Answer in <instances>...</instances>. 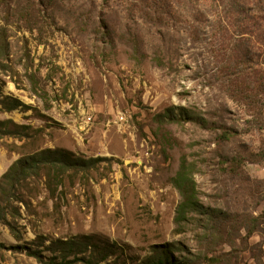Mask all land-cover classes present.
Segmentation results:
<instances>
[{"label":"rangeland","instance_id":"obj_1","mask_svg":"<svg viewBox=\"0 0 264 264\" xmlns=\"http://www.w3.org/2000/svg\"><path fill=\"white\" fill-rule=\"evenodd\" d=\"M169 109L202 124L169 123ZM6 120L28 128L0 137V181L48 149L107 160L43 170L14 211L1 195L22 238L0 223V264L61 263L51 243L88 236L101 264L168 244L194 264H264V0H0ZM184 163L204 212L180 224Z\"/></svg>","mask_w":264,"mask_h":264},{"label":"trees","instance_id":"obj_2","mask_svg":"<svg viewBox=\"0 0 264 264\" xmlns=\"http://www.w3.org/2000/svg\"><path fill=\"white\" fill-rule=\"evenodd\" d=\"M109 2V0H105ZM21 103L15 100V104L12 105V109L19 108ZM177 109H169L168 112V122L169 123H180L182 119H186L192 123L202 124L198 117H194L189 113H184V110L180 109V113L176 115ZM158 118L162 119L163 115H159ZM204 122V121H203ZM207 126L208 121H205ZM202 128H206L199 125ZM28 127L19 126L12 120L0 121V137L3 136H18L21 130L27 129ZM220 139L224 141L231 140L236 132L230 130H223ZM104 158L90 159V160H76L70 159L69 156L62 151H52L44 150L26 159H20L16 161L10 170L2 177L0 181V196H4L7 202L8 208L14 211V206L12 204L13 198H15V191L18 187L32 177H39L41 172L45 169L48 171H54L59 169L61 172L66 173V171L85 169L89 170L97 166L100 162L106 161ZM236 166L239 162L238 159L233 160ZM61 183L63 181H60ZM174 186L178 189L181 194L182 202L178 208L177 220L181 224L187 220V216L191 213H203V206L198 200L197 184L192 177L189 168L186 163H184L178 172L177 176L173 180ZM15 200V199H14ZM14 212L9 213L11 217H15ZM208 214V213H204ZM256 219V223H258ZM0 223L6 224L14 237L17 240H21L22 236L18 229L13 226L7 219L6 212L4 208H0ZM256 225L254 228L248 227V234L252 236L256 231ZM93 239L91 237L74 238L70 240H57L53 241L48 247V251L51 253H59L61 263L55 262L52 258L50 264H101L104 260L108 258V253L103 251L101 257H96L95 251L91 250L93 248ZM14 249L23 248L21 245L13 246ZM25 248V247H24ZM175 245H162L155 246L153 248V255L145 259L141 264H194L192 259H177L174 255ZM27 249V248H25ZM9 250L5 245L0 243V251ZM31 255L42 261V257L39 253H30ZM205 260L209 262H216L213 257H205Z\"/></svg>","mask_w":264,"mask_h":264}]
</instances>
